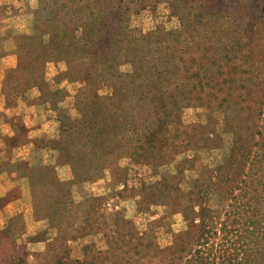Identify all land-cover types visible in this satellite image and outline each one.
<instances>
[{"label":"rangeland","instance_id":"374dc122","mask_svg":"<svg viewBox=\"0 0 264 264\" xmlns=\"http://www.w3.org/2000/svg\"><path fill=\"white\" fill-rule=\"evenodd\" d=\"M45 2L137 97L159 139L137 154L123 194L138 210L81 176L60 190L61 206L13 207L24 222L13 215L8 232L27 237L18 256L2 254L7 264H184L201 247L205 264L222 247L264 264V240L253 250L227 234L238 215L264 218V0Z\"/></svg>","mask_w":264,"mask_h":264},{"label":"crops","instance_id":"0c3cea01","mask_svg":"<svg viewBox=\"0 0 264 264\" xmlns=\"http://www.w3.org/2000/svg\"><path fill=\"white\" fill-rule=\"evenodd\" d=\"M0 13V23L27 21L0 24V262L7 264L2 254L18 256L27 237L25 229L8 232L16 216L24 222L15 205L59 203L79 175L113 196L125 193L137 169V102L109 67L95 68L71 43L43 0H8Z\"/></svg>","mask_w":264,"mask_h":264},{"label":"trees","instance_id":"16d2710c","mask_svg":"<svg viewBox=\"0 0 264 264\" xmlns=\"http://www.w3.org/2000/svg\"><path fill=\"white\" fill-rule=\"evenodd\" d=\"M43 1H44L45 9H46L48 15L52 18L53 22L55 24H57L55 17L48 11L45 0H43ZM57 27L61 30H64V32L66 33V37L71 39L72 44L76 45L80 50H82L84 53H86L89 56V58L92 60L93 66L95 68H105V67L110 68V66H96L95 65L94 55L89 53L87 50H85V48L81 47L77 42L74 41L75 37H74L73 33L71 32V28L69 26L63 25V26L59 27V24H57ZM113 76L116 78L117 82L119 83V81H118L117 77L114 75V73H113ZM119 84L123 88H125V92L127 94V97H129L131 100H133V98H136V102H137V97L135 95H131L128 92L125 85H123L121 83H119ZM136 108H137V103H136ZM143 113H147V110H141V109L137 110V145L134 149V152H135L134 159L135 160H137V154L138 153H145V152L150 153L152 150H154V148L156 147V144H157L156 142L159 139L156 129H154L153 131L151 129L147 130L148 122H146L143 119V117H146V116H144ZM110 117L114 118L115 122H117V121L120 122L122 119L121 117L117 116V112H112L110 114ZM126 119H128V118H126ZM81 176H84V175H79L78 178H81ZM85 178L88 179V177H86V176H85ZM76 180L80 181V179H76ZM63 188L66 189L65 187H63ZM151 190H152L151 188H148V192L143 198V202L146 205L152 204L151 202L153 201V192ZM117 195L122 196L123 194H117ZM62 202H63V200H61L59 203H56L57 206H61V204H63ZM36 210H38V209H36ZM232 224H233V228L227 232L228 236L232 235V237H236L238 239V242L240 240H242L243 243L246 242L247 247L249 246V244L253 245L254 246L253 250H255L254 248H255V245L257 244V242L259 240H264V218L255 219V216H253V218H247L246 219L245 217L238 215L229 223L228 229L232 226ZM201 226H203V228H204L203 224ZM223 230H226V224H222L221 231H223ZM205 233H208V232H204V230L201 231L202 235ZM225 233H226V231H225ZM243 243H241L239 246H242ZM199 245H200V247L203 246L202 244H197V246H199ZM230 248L234 252L229 251L230 249L223 250L224 248L222 247L219 250H217L216 253L212 254L213 258L215 259V261L212 264H239L238 259H233V255H236L235 252H237V254H238V249L235 247H234V249L232 247H230ZM204 251L208 252L210 250H206V249L202 250V247H201L200 249L193 252L192 255H190V259L187 260L184 264H205L206 258L204 259V256L202 255L203 253H206ZM250 251L251 250L245 251V253L243 255V257H244L243 259H245V261L247 260V262H249L252 259V255L248 254V252H250ZM245 254H247V255H245ZM207 257H210V254ZM15 261H16V259H15ZM15 264H18V263L16 262Z\"/></svg>","mask_w":264,"mask_h":264}]
</instances>
